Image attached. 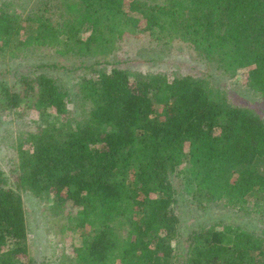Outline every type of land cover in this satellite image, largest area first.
I'll return each mask as SVG.
<instances>
[{
    "label": "trees",
    "instance_id": "1",
    "mask_svg": "<svg viewBox=\"0 0 264 264\" xmlns=\"http://www.w3.org/2000/svg\"><path fill=\"white\" fill-rule=\"evenodd\" d=\"M193 59L264 100V0H0V264H34L23 191L47 205L53 264H264V115ZM178 187L260 228L182 240Z\"/></svg>",
    "mask_w": 264,
    "mask_h": 264
},
{
    "label": "rangeland",
    "instance_id": "2",
    "mask_svg": "<svg viewBox=\"0 0 264 264\" xmlns=\"http://www.w3.org/2000/svg\"><path fill=\"white\" fill-rule=\"evenodd\" d=\"M148 46V47H147ZM135 51H138L141 48V52L145 51V55L142 56L139 54L141 58H152L156 57V53L160 51H154L157 48L156 43L149 42L145 40L144 42L137 41L135 43ZM169 50L171 47L169 45L165 46ZM163 50V49H162ZM181 56V53H179ZM53 54L48 50L37 51L35 54L27 56V57H19L13 63L12 67L20 68L26 67L27 65H31L37 62H49L55 59H52ZM167 63H164L163 60H156V67L158 69H165L167 68V64H171V59H167ZM193 62L197 68H210L213 77V82L216 84L228 86L232 91V97L236 101H241V99L247 100L249 105L256 107L261 111V114L264 115V100L259 99L258 97L254 96L252 101L249 99V93L246 91V86L244 82L238 78H227V76H222L221 73L218 71H214L213 68L210 66H206L202 59H193ZM196 62V63H195ZM149 64V63H148ZM169 69H174L173 66H170ZM53 71L52 69H50ZM28 114V113H26ZM5 119V118H4ZM15 128L12 129V133L16 134L19 133L20 128L18 126L19 121H16ZM11 124L6 122L5 124L2 123V127H0V163H4V157L6 155V146L4 144V138L8 134L6 130ZM4 143V144H3ZM180 180L178 179L176 182V186H179ZM181 189V188H180ZM178 187V198L179 202L177 205V213L181 217L182 220V229L180 238L184 240L187 236L188 232H191L194 228L200 227L201 225H210L220 219H227L246 225L248 228H256L257 220L251 215H243V214H233L228 211L226 208L221 207H213L205 212L198 210L195 205L192 204L189 196L181 195V191ZM23 198H24V205L27 215V221L29 225V233H30V256L31 260L33 259L34 264H53V259L55 256H60L62 254L63 244L60 243L55 238V226L51 221V216L49 211L47 210V205L38 201L33 195L28 192L23 191Z\"/></svg>",
    "mask_w": 264,
    "mask_h": 264
}]
</instances>
